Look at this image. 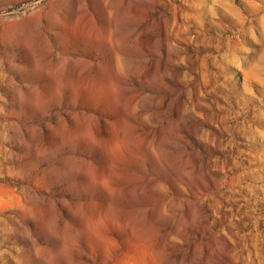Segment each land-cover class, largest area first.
Wrapping results in <instances>:
<instances>
[{"label":"rangeland","instance_id":"rangeland-1","mask_svg":"<svg viewBox=\"0 0 264 264\" xmlns=\"http://www.w3.org/2000/svg\"><path fill=\"white\" fill-rule=\"evenodd\" d=\"M0 264H264V0H0Z\"/></svg>","mask_w":264,"mask_h":264}]
</instances>
